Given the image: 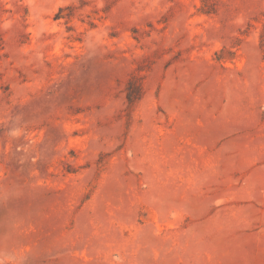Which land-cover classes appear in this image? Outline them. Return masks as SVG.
Instances as JSON below:
<instances>
[{
    "label": "rangeland",
    "instance_id": "374dc122",
    "mask_svg": "<svg viewBox=\"0 0 264 264\" xmlns=\"http://www.w3.org/2000/svg\"><path fill=\"white\" fill-rule=\"evenodd\" d=\"M0 264H264V0H0Z\"/></svg>",
    "mask_w": 264,
    "mask_h": 264
}]
</instances>
